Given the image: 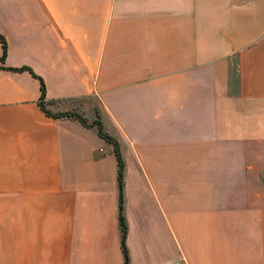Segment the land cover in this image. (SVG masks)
Listing matches in <instances>:
<instances>
[{"label": "crops", "instance_id": "crops-1", "mask_svg": "<svg viewBox=\"0 0 264 264\" xmlns=\"http://www.w3.org/2000/svg\"><path fill=\"white\" fill-rule=\"evenodd\" d=\"M0 34V264H125L114 144L45 109L117 140L128 264H264V0H0Z\"/></svg>", "mask_w": 264, "mask_h": 264}, {"label": "trees", "instance_id": "trees-1", "mask_svg": "<svg viewBox=\"0 0 264 264\" xmlns=\"http://www.w3.org/2000/svg\"><path fill=\"white\" fill-rule=\"evenodd\" d=\"M0 39L2 41V45H3V52L2 55L0 56V59L4 58V54L6 51V41L4 39V37L0 34ZM41 90H42V94L44 92V84L43 82H41ZM41 106L44 108V105L42 104V102H40ZM45 109V108H44ZM46 113L52 115V116H62V115H70V116H74L76 118H78L82 123L84 124H88V125H92L95 124L97 126V130L98 133L103 136L104 138H106L107 140L111 141L114 144V152L116 154L117 157V162H118V181H119V189H120V194H119V217H120V222L122 225V248H123V253H124V259H125V264H128V255H127V251H126V247L124 244V235H125V223L123 221V217L121 214V201H122V159H121V155H120V151H119V147H118V142L117 140L110 134H108L107 132H105L102 128V124L101 121L99 119H95L91 122H88L82 115H80L77 112H56V113H52L48 110H46Z\"/></svg>", "mask_w": 264, "mask_h": 264}]
</instances>
